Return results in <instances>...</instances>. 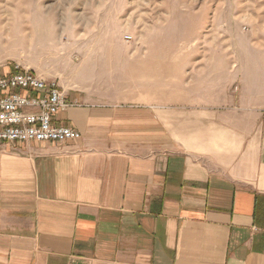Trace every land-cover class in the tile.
<instances>
[{
  "label": "crops",
  "instance_id": "0c3cea01",
  "mask_svg": "<svg viewBox=\"0 0 264 264\" xmlns=\"http://www.w3.org/2000/svg\"><path fill=\"white\" fill-rule=\"evenodd\" d=\"M193 62L192 97L62 87L80 140L0 145V264H264V112Z\"/></svg>",
  "mask_w": 264,
  "mask_h": 264
},
{
  "label": "rangeland",
  "instance_id": "374dc122",
  "mask_svg": "<svg viewBox=\"0 0 264 264\" xmlns=\"http://www.w3.org/2000/svg\"><path fill=\"white\" fill-rule=\"evenodd\" d=\"M201 59L229 62L230 93L264 112V0H0V77L19 67L98 98H189Z\"/></svg>",
  "mask_w": 264,
  "mask_h": 264
},
{
  "label": "built area",
  "instance_id": "2783aa9c",
  "mask_svg": "<svg viewBox=\"0 0 264 264\" xmlns=\"http://www.w3.org/2000/svg\"><path fill=\"white\" fill-rule=\"evenodd\" d=\"M77 105L67 100L58 82L16 67L0 77V145L80 140V132L54 122L59 113Z\"/></svg>",
  "mask_w": 264,
  "mask_h": 264
}]
</instances>
